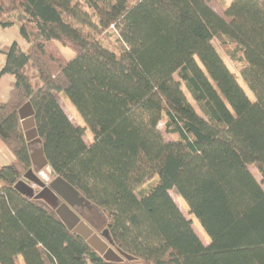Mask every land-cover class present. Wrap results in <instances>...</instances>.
Wrapping results in <instances>:
<instances>
[{"label":"trees","instance_id":"16d2710c","mask_svg":"<svg viewBox=\"0 0 264 264\" xmlns=\"http://www.w3.org/2000/svg\"><path fill=\"white\" fill-rule=\"evenodd\" d=\"M208 1L0 0V29L17 27L29 46L0 47V77L14 79L0 103V140L15 159L0 167V264H110L50 205L15 190L32 168L19 116L27 103L48 165L102 212L115 247L133 260L264 264V0H231L223 14ZM216 39L234 47L231 62L255 100ZM51 42L74 56L56 59ZM57 94L84 121L89 144Z\"/></svg>","mask_w":264,"mask_h":264},{"label":"water","instance_id":"95a60500","mask_svg":"<svg viewBox=\"0 0 264 264\" xmlns=\"http://www.w3.org/2000/svg\"><path fill=\"white\" fill-rule=\"evenodd\" d=\"M19 116L30 147L33 168L15 185V190L29 199L42 200L50 205L67 228L87 241L107 263L132 261L131 256L115 247L107 229L101 236L97 235L77 213L78 209L92 211L93 205L67 181L57 176L48 165L42 141L37 136L35 113L30 103L20 108ZM32 146L38 147L33 149ZM45 171L50 177L43 175ZM35 186L40 188V191H36Z\"/></svg>","mask_w":264,"mask_h":264},{"label":"rangeland","instance_id":"374dc122","mask_svg":"<svg viewBox=\"0 0 264 264\" xmlns=\"http://www.w3.org/2000/svg\"><path fill=\"white\" fill-rule=\"evenodd\" d=\"M231 0H209L208 2L210 5L220 14H223L225 7L230 3ZM81 33L84 34V36L91 37L93 39H99V36L93 33L90 29L81 27ZM109 34H112V30H108ZM111 37L108 38V36H103V39L107 42V45L109 48L114 50L115 52H119L121 48V44L117 41L115 36L110 35ZM14 42H17L21 49L23 51H26L28 49L27 43L23 40V38L20 35V31L17 27H11L7 29H0V47L3 46H9L12 45ZM221 39L214 40V44L216 48L219 50L221 55L223 56L224 60L229 64L230 70L235 74L237 77V80L240 84V86L244 89V91L248 94L249 98L253 101L255 100L253 94L250 92L246 84L243 82L242 78L239 75V69L237 64H233L231 62V54L233 52L234 47L232 48H224L221 44ZM48 51L50 54L55 57L56 59H60L63 62H67L70 57L74 56V52H72L69 48H65L60 43L57 42H51L48 44ZM5 63V57L3 55H0V68ZM199 65L200 62L198 61ZM201 66V65H200ZM28 73V70H27ZM28 75L32 78L33 72L32 70H29ZM13 77L9 75H5L0 77V103L6 102L9 98L10 94V87L9 83L13 81ZM171 83L174 87H177L176 79H172ZM183 92H181V97L183 101L189 106L192 107L195 111L201 114V111L199 110L196 102L192 99V97L189 95V93L186 91L185 87L182 89ZM57 99L67 116L70 118V120L73 122L75 126H79L85 129V141L87 144L90 143L92 139L91 132L86 128V125L84 121L81 119L79 114L77 113L76 109L70 106L68 100L63 96L57 94ZM160 130L163 132L164 138L166 140H171V137L166 134L164 123L161 122L159 125ZM38 146H32V148H36ZM15 163L14 155L10 152V150L5 146V144L0 140V167L12 165ZM33 168V167H32ZM251 171L254 174L255 178L258 182H261V178L259 175L258 170L255 167H251ZM22 173L21 179H23L24 175L26 174ZM45 177H50V175L45 171L43 174ZM36 191H40V188L37 186L34 187ZM264 189V185H263ZM171 195L173 199L177 202L183 213L187 218H190L188 215V206L184 202V200L177 196L175 192H171ZM85 216L84 220L87 222V225L99 236L106 230V217L102 214L101 211L94 209L91 211L93 214H90L87 209H85ZM193 219V227L197 235L200 237L202 242L204 244H207L208 237L204 230L202 229L199 221L195 217H191ZM110 264H143L139 260H132L127 261L123 260L120 263H110Z\"/></svg>","mask_w":264,"mask_h":264},{"label":"flooded vegetation","instance_id":"af4514ba","mask_svg":"<svg viewBox=\"0 0 264 264\" xmlns=\"http://www.w3.org/2000/svg\"><path fill=\"white\" fill-rule=\"evenodd\" d=\"M77 213L80 215V217H81V219L84 221V222H86L83 218H84V216H85V209H78L77 210ZM89 213L90 214H93L91 211H89ZM87 223V222H86ZM89 225V224H88Z\"/></svg>","mask_w":264,"mask_h":264}]
</instances>
